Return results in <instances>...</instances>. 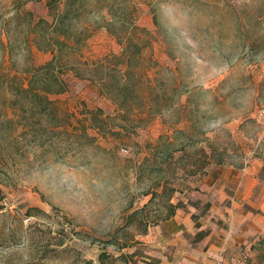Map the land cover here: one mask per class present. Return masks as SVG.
<instances>
[{"label":"rangeland","instance_id":"obj_1","mask_svg":"<svg viewBox=\"0 0 264 264\" xmlns=\"http://www.w3.org/2000/svg\"><path fill=\"white\" fill-rule=\"evenodd\" d=\"M63 2L0 0V264H127L223 168L260 180L244 188L263 232L236 260L264 264V0H78L66 90L39 105L41 75L23 87ZM112 15L136 27L132 58Z\"/></svg>","mask_w":264,"mask_h":264},{"label":"crops","instance_id":"obj_2","mask_svg":"<svg viewBox=\"0 0 264 264\" xmlns=\"http://www.w3.org/2000/svg\"><path fill=\"white\" fill-rule=\"evenodd\" d=\"M246 175L223 168L191 189L169 217L140 235L127 264L238 263L263 232L258 215L246 210L254 188H244L260 180Z\"/></svg>","mask_w":264,"mask_h":264},{"label":"trees","instance_id":"obj_3","mask_svg":"<svg viewBox=\"0 0 264 264\" xmlns=\"http://www.w3.org/2000/svg\"><path fill=\"white\" fill-rule=\"evenodd\" d=\"M78 0H64L62 4V9L57 11L56 14H54L51 21H47L44 19H40L39 21L51 26L53 29L59 30V36H45L46 40L48 42V45L51 47L50 49L53 51V58L46 61L45 63L38 65L36 67H33L31 69V76L28 80L27 86H24L23 89L25 91H31V79L36 77L37 75H41V84L40 89L41 92H36V95L40 98L39 105H41L43 102L46 104H51L52 100L49 99L45 93H60L66 90L67 84L63 78L60 77L58 73L55 71V60L61 50L62 45H77L80 42L79 33H81L79 30H72L73 29V19L78 17V9H80V5L78 3ZM50 3V0H48V5ZM74 12V13H73ZM72 13V14H71ZM122 17L116 18L115 15H112L111 18L106 20V28L107 30L114 35L120 42H126L124 43V51L123 56L124 58H132L134 56V52L129 51L131 40L133 37V34H135V28L132 30H128L124 34H121L120 32H116L115 30L111 29L110 25L115 22H122ZM74 33V34H73ZM128 60V59H127ZM126 62H124L125 64ZM99 64V63H98ZM123 72L126 75L128 73L127 67L124 66ZM30 83V84H29ZM123 87L127 89V82L123 84ZM172 208L170 211L171 215L176 207L180 205L178 204H171ZM89 263V262H86ZM239 264V262H238Z\"/></svg>","mask_w":264,"mask_h":264},{"label":"built area","instance_id":"obj_4","mask_svg":"<svg viewBox=\"0 0 264 264\" xmlns=\"http://www.w3.org/2000/svg\"><path fill=\"white\" fill-rule=\"evenodd\" d=\"M231 264H238L237 262H232Z\"/></svg>","mask_w":264,"mask_h":264}]
</instances>
